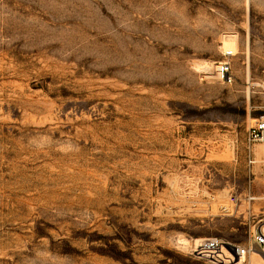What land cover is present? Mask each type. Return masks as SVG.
<instances>
[{
  "label": "rangeland",
  "instance_id": "obj_1",
  "mask_svg": "<svg viewBox=\"0 0 264 264\" xmlns=\"http://www.w3.org/2000/svg\"><path fill=\"white\" fill-rule=\"evenodd\" d=\"M263 117L264 0H0V264L250 247L264 145L251 166L246 135Z\"/></svg>",
  "mask_w": 264,
  "mask_h": 264
},
{
  "label": "built area",
  "instance_id": "obj_2",
  "mask_svg": "<svg viewBox=\"0 0 264 264\" xmlns=\"http://www.w3.org/2000/svg\"><path fill=\"white\" fill-rule=\"evenodd\" d=\"M234 56L233 52L226 54L227 58ZM216 75L220 82L232 84L234 81L232 66L229 61L221 62L216 67ZM264 145V117L257 119L255 124L250 127L246 135V151L248 163L252 166L256 163L257 146ZM249 201L254 197H248ZM211 201H215L212 197ZM229 201L232 205L237 206L239 199L236 196H230ZM223 212L234 215L236 209L232 212L226 207L221 208ZM253 244L250 247L224 242L217 238L206 239L200 242L194 249V253L201 258L207 259L212 264H239L246 261V258L253 252L259 250L264 252V229L255 228L252 233ZM258 248V249H257Z\"/></svg>",
  "mask_w": 264,
  "mask_h": 264
},
{
  "label": "crops",
  "instance_id": "obj_3",
  "mask_svg": "<svg viewBox=\"0 0 264 264\" xmlns=\"http://www.w3.org/2000/svg\"><path fill=\"white\" fill-rule=\"evenodd\" d=\"M258 147H260V148L258 149V150H260V149H261V145L257 146V148H258ZM257 148H256V150H257ZM258 150H257V151H258Z\"/></svg>",
  "mask_w": 264,
  "mask_h": 264
},
{
  "label": "bare ground",
  "instance_id": "obj_4",
  "mask_svg": "<svg viewBox=\"0 0 264 264\" xmlns=\"http://www.w3.org/2000/svg\"><path fill=\"white\" fill-rule=\"evenodd\" d=\"M232 47H233V46H232ZM262 84H263V83H262ZM260 86H261V85H260ZM197 241H198V240H197ZM256 252H257V251H256ZM256 252H255V253H256ZM261 254H262V253H261Z\"/></svg>",
  "mask_w": 264,
  "mask_h": 264
}]
</instances>
